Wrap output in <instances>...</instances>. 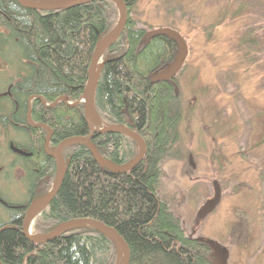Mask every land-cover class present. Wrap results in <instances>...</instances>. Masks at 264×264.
<instances>
[{
  "label": "trees",
  "instance_id": "trees-1",
  "mask_svg": "<svg viewBox=\"0 0 264 264\" xmlns=\"http://www.w3.org/2000/svg\"><path fill=\"white\" fill-rule=\"evenodd\" d=\"M124 1L128 22L104 53L95 105L106 125L137 131L145 140L146 155L130 172L114 173L86 146H65V178L34 228L47 234L63 222L93 218L116 229L127 242L129 264H211L210 245L187 236L158 192L161 164L175 153L183 108L175 80H158L156 75L175 61L178 46L166 35L148 40L149 30L138 28L130 17L138 0ZM221 9L216 25L234 28L231 51L245 72L256 76L264 64L258 56H264V0H222ZM117 17L111 0L48 11L0 0V206L9 212L8 220L0 221V264L117 261L119 246L96 228L74 229L36 244L22 227L30 203L47 194L55 179L56 162L45 149L47 138L53 152L67 138L90 135L81 98L96 44L115 27ZM93 143L117 165L139 153L137 142L118 132H95ZM8 187L25 201L6 198Z\"/></svg>",
  "mask_w": 264,
  "mask_h": 264
},
{
  "label": "rangeland",
  "instance_id": "rangeland-1",
  "mask_svg": "<svg viewBox=\"0 0 264 264\" xmlns=\"http://www.w3.org/2000/svg\"><path fill=\"white\" fill-rule=\"evenodd\" d=\"M221 3L138 0L130 14L138 28L173 27L189 47L174 78L183 108L178 142L174 156L161 164L158 192L187 236L211 243V264H264V115L259 116L264 112V64L256 76L245 72L231 51L234 28L216 25L223 16ZM215 182L221 200L201 219L199 210L215 197ZM3 194L23 199L10 187ZM8 218L0 206V221ZM33 232L39 235L34 224ZM118 252L115 264L122 261Z\"/></svg>",
  "mask_w": 264,
  "mask_h": 264
},
{
  "label": "water",
  "instance_id": "water-1",
  "mask_svg": "<svg viewBox=\"0 0 264 264\" xmlns=\"http://www.w3.org/2000/svg\"><path fill=\"white\" fill-rule=\"evenodd\" d=\"M17 1L24 7H28L35 10L48 11V10H57L65 7H70L75 4H85L95 0H39V1L17 0ZM111 1H113L119 9L120 12L119 21L117 22L115 27L109 33L103 36V38L99 40V42L96 44L89 69V80L86 86L85 94L81 98V101H84L86 104L87 119L90 126V135L87 137L67 138L62 142H60L56 146L53 152L49 150L50 137L47 138L45 142V149L48 152V154L55 159L56 169H57L56 179L54 181L51 190L47 194L31 202L25 214L22 227L26 237L36 244H42L45 242L52 241L57 237L61 236L62 234L74 229L84 228V227L96 228L97 230H100L101 232L106 234L113 241H115L119 246L122 253V261L118 264H129L131 253L127 242L123 239V237L118 233L116 229L107 226L106 224H104L103 222L97 219L79 218V219H73L67 222H63L47 234L31 235L29 232L31 223L33 225L37 217L43 214L50 207L53 198L57 194L65 178L66 163L62 157V150L65 146L73 145V144L86 146L99 164H101L103 167L114 173L130 172L135 168V166H137L144 159L146 155L147 147L145 140L137 131L131 129L127 125H112V126L106 125L102 120H101V125L97 126L95 124V120L99 118L96 112L95 93L98 82V76L103 66V56L106 50L109 49L113 44H115L119 40L128 22V8L125 1L124 0H111ZM157 35L168 36L170 39H173L178 46V52L175 61L165 71L156 75V78L158 80L172 81L174 80V78H176L177 74L185 64V61L189 53L188 43L179 31L171 27H161L157 29H152L149 30L146 34L148 40H151L153 37ZM60 99L65 100L64 97H61ZM70 104L72 105V103ZM95 132H100V133L118 132L128 135L137 142L140 148L138 155L133 160H131L126 164L117 165L110 159L104 157L96 148L95 144L93 143V135ZM221 197H222L221 187L218 184V182H215V197L212 201H210L208 204H206L199 210L198 212L199 218L202 219L206 217L210 212H212L219 204ZM205 242L211 245L210 242L208 241Z\"/></svg>",
  "mask_w": 264,
  "mask_h": 264
},
{
  "label": "bare ground",
  "instance_id": "bare-ground-1",
  "mask_svg": "<svg viewBox=\"0 0 264 264\" xmlns=\"http://www.w3.org/2000/svg\"><path fill=\"white\" fill-rule=\"evenodd\" d=\"M95 124H96L97 126L101 125V121H100L99 118H97V119L95 120ZM29 232H30L31 235H36V234L33 232V225H32V223H31V225H30Z\"/></svg>",
  "mask_w": 264,
  "mask_h": 264
},
{
  "label": "flooded vegetation",
  "instance_id": "flooded-vegetation-1",
  "mask_svg": "<svg viewBox=\"0 0 264 264\" xmlns=\"http://www.w3.org/2000/svg\"><path fill=\"white\" fill-rule=\"evenodd\" d=\"M34 201V200H33ZM31 204V203H30ZM29 207V206H28Z\"/></svg>",
  "mask_w": 264,
  "mask_h": 264
}]
</instances>
